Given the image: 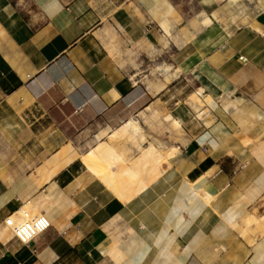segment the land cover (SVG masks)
<instances>
[{
    "label": "crops",
    "instance_id": "0c3cea01",
    "mask_svg": "<svg viewBox=\"0 0 264 264\" xmlns=\"http://www.w3.org/2000/svg\"><path fill=\"white\" fill-rule=\"evenodd\" d=\"M179 1L0 0V264H264V11L201 50ZM134 116L177 151L126 199L81 158ZM21 207L51 220L28 244Z\"/></svg>",
    "mask_w": 264,
    "mask_h": 264
},
{
    "label": "rangeland",
    "instance_id": "374dc122",
    "mask_svg": "<svg viewBox=\"0 0 264 264\" xmlns=\"http://www.w3.org/2000/svg\"><path fill=\"white\" fill-rule=\"evenodd\" d=\"M259 1L260 0H238L237 2L230 3L229 0H226L225 2H223V4L216 5L217 7L214 8V4H212L213 3L212 0H180L178 2L179 8L174 13V19H175L176 24L178 26V32L176 35H171V38L179 45L183 44V43H188V42L194 41L197 43V45L201 46L200 47L201 50L203 47H206L207 44L210 43V41H213L211 44L216 45L217 43L214 44L215 43L214 39L217 36L219 39V35L229 32V29L231 30V32H232L231 34L233 35L237 31H240L242 28L245 29L248 26H255L254 20H253L254 15L250 12L247 4H249L251 7H255L256 4L258 5V3H260ZM209 6H211V8H213L212 11L209 10ZM215 11H218V12L216 13ZM214 14L217 15V19L214 18L211 21H209L208 23L203 22V20H202L203 16L210 15L212 17ZM221 39L223 40L226 38L224 37ZM199 40L201 42H199ZM229 40H230V36L228 37V42H229ZM172 50L173 49H170V51H172ZM187 52H188V54L191 55L192 49H190V48L184 49V53H187ZM200 53L202 55H205L204 51H201ZM170 57L173 58L176 56H175V54L174 55L171 54ZM151 64H152V67L150 70H151V74H152L153 78L159 77L160 72L164 73V71L161 70V68L163 66L170 65L171 69L173 68V65H171V60L169 61L168 64H166L165 62L162 63L159 59L154 58L153 63H151ZM160 66H162V67H160ZM181 69H182V67L179 66L178 71ZM169 78L165 77V80L170 81L172 79V77H169ZM161 84L163 85L164 83H161ZM179 86H181V85H179ZM184 86H185V88L188 87L186 84ZM192 99L198 100V98L196 96H192ZM112 131H113V129H112ZM174 132H177V130H175ZM107 136H109V134ZM107 139H108V137L105 139L103 138L102 140L98 141L97 143H99L101 141H106ZM119 141L125 142V143H122V147L124 146L123 149L127 147L126 152L123 153V155H124L123 157H122V151L124 152L125 149L122 150V148H120L121 150L119 151V148L115 145L114 148H115V150H118V151H116L117 153L115 152L114 149H112L114 152L111 151L110 154L108 153L110 156H108V154H107V156L109 158L107 157V159L106 158L105 159H103V158L99 159L96 162V165H94V166L88 164V168L91 171H93V173H95L97 176H99L110 188H112L117 195H119L121 198L128 199L129 198V196L127 195L128 193L126 191H124V188H122L124 183H118V184H116V186H114V184L117 183L118 181H122V182L127 181L128 183L130 182V180L128 179L129 176L120 174V169H122V167H123V169L124 168L125 169L131 168V166L133 164L132 158L134 159L137 155H139V152H140L139 149L140 148H138V146L135 143L131 142L130 146L132 147V145H133L136 148V156L130 157V155H128V152L133 154L134 151L132 150V148L129 149V147H130V146H128L129 141H127L126 139H123V138H121V140L119 139ZM144 144H146V143H144ZM87 152L88 151H86L85 153H87ZM85 153H83V154H85ZM120 156H121V158H123V162H121V163L124 166H122L121 163L117 162L118 158ZM126 157H127V160H126ZM112 159H115V160H112ZM82 162H83V158H81V163ZM115 163H117V164L114 165ZM130 164H131V166H130ZM81 165L84 167H87L86 162H83ZM117 165H119V166H117ZM114 167L115 168L118 167V169H116V171H115V170H113ZM124 178H126V179L124 180ZM134 182L133 183L130 182L128 187H130V185L133 184L134 188H135V186H136V188H138L139 185L142 183V182L137 183V181H134ZM125 185H127V184H125ZM137 193H138V190L134 193V195H136Z\"/></svg>",
    "mask_w": 264,
    "mask_h": 264
},
{
    "label": "bare ground",
    "instance_id": "6f19581e",
    "mask_svg": "<svg viewBox=\"0 0 264 264\" xmlns=\"http://www.w3.org/2000/svg\"><path fill=\"white\" fill-rule=\"evenodd\" d=\"M237 1L238 0H229L230 3L237 2ZM259 2L260 3H258V5L256 4L257 6L255 5V7H251L249 4H247L250 12L254 15L259 14V12L264 11V0H260ZM218 11H215V12L217 13ZM214 18L217 19L216 14H214L212 17L210 15H205L202 17V20H203V22L208 23L209 21H211ZM231 33L232 32L229 29V32L220 34L219 38H224V37L227 38L231 35ZM160 67H162V66H160ZM161 70L164 71L165 77H167V78L175 76L178 72L176 69L175 70L171 69L170 65L163 66L161 68ZM162 86H164V84L163 85L159 84L158 88H161ZM121 138L135 143L138 146V148H140L139 149L140 150L139 155H137L134 159L132 158L133 164H132V166L130 164L131 168H128V169L124 168L123 169V167H122V169H120V174L129 176L128 179L130 180L131 183H133L134 181H137V183H139V182H142V183L139 185L138 188H136V186L134 188L133 184H131L130 187H128L130 182L128 183L127 181H123V182L118 181L117 183L114 184V186H116V184H118V183H124L122 188H124V191H126L128 193L127 195L130 198L131 196L134 195V193L137 190L139 193L143 189H145V187L147 185H149V183H151L154 180L156 181V178L158 176H160V174L164 171L163 164L165 162H169V158L171 156H173V154H175L177 149H176L175 145L167 144L164 141L159 142L157 144H154L152 141H148L144 127L141 125L139 119L134 116V117H131L128 121H126L122 125H120L119 127L114 128L113 131L111 133H109L108 139L106 141H101V142L97 143L96 145L90 147L88 152L82 155L83 162H86L87 167H88V164L93 165V166L96 165V162L101 158L107 159V157L110 156L109 155L110 152L111 151L114 152L112 149L115 150V148H114L115 144L113 142L119 141V139L121 140ZM144 143H146V144H144ZM123 147H122V150H124V149L125 150H124V152L122 151V157L124 156L123 153L126 152V148H127L126 147L123 149ZM132 147H133V145H132ZM118 148L120 151L121 150L120 147H118ZM130 148L131 147H129V149ZM116 151H118V150H115V152ZM107 154H108V156H107ZM112 160H115V159H112ZM126 160H127V157H126ZM117 162H119V163L123 162V158H121V156H120L118 158ZM116 164L117 163H115L114 165H116ZM168 164H169L168 166H170L171 163H168ZM121 165L124 166L122 163H121ZM117 166H119V165H117ZM114 168H113V170H115V171H116V169H118V167H116L115 169ZM125 179L126 178H124V180ZM125 184H127V185H125ZM202 189L200 188L198 190L200 191ZM206 197L209 198V195H206ZM40 213L36 212L35 209L32 213H30L25 207H21V209L18 212L14 213L11 216V219H14V220L19 222V221L24 220L25 218H30V217H33V216L40 214ZM25 215H27V216H25ZM246 223H247V225L250 224L251 223L250 219H248ZM130 231H132L131 228H130ZM113 243H115V242H113ZM117 244H118V242H117ZM117 249L119 250L118 247H117ZM114 250H116V249H114ZM121 259H123V257ZM121 259H120V262H121Z\"/></svg>",
    "mask_w": 264,
    "mask_h": 264
},
{
    "label": "built area",
    "instance_id": "2783aa9c",
    "mask_svg": "<svg viewBox=\"0 0 264 264\" xmlns=\"http://www.w3.org/2000/svg\"><path fill=\"white\" fill-rule=\"evenodd\" d=\"M5 223L13 231L16 238L24 244L30 243L51 227V220L44 213L25 218L19 222L11 219V215H9L5 218Z\"/></svg>",
    "mask_w": 264,
    "mask_h": 264
}]
</instances>
